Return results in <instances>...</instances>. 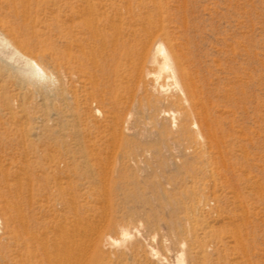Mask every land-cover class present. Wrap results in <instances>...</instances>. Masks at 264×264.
<instances>
[{"label": "rangeland", "instance_id": "obj_1", "mask_svg": "<svg viewBox=\"0 0 264 264\" xmlns=\"http://www.w3.org/2000/svg\"><path fill=\"white\" fill-rule=\"evenodd\" d=\"M7 1L0 19L18 25ZM106 2L117 30L74 46L103 65L95 77L38 94L0 61V264H264V0ZM43 33L65 50L58 29ZM142 35L183 58L200 117L132 109L126 58Z\"/></svg>", "mask_w": 264, "mask_h": 264}, {"label": "bare ground", "instance_id": "obj_2", "mask_svg": "<svg viewBox=\"0 0 264 264\" xmlns=\"http://www.w3.org/2000/svg\"><path fill=\"white\" fill-rule=\"evenodd\" d=\"M106 1L107 0H8L6 3L8 4L10 11L14 15V17L19 19V24L15 25L14 21L12 20L2 22V19H0V23L2 24L0 28L1 64L6 68L8 72H10L13 76H16L20 83L35 86L38 94L40 90L48 91L54 89L57 84L61 83V76L63 74L66 79L70 80V82H74L79 81L82 77H87V75L93 76V67H96L99 71H102L103 65L101 63L94 64V62L92 61L93 58H80L81 55L79 53H76L77 50L74 46L80 47L82 42L87 40L94 43H99L100 45L106 44L110 36V28L116 26L109 17L108 13L105 11V8L109 6ZM41 14L49 16L50 20L48 21V19L45 18V22L42 24L40 20ZM116 14L117 13H115V15ZM115 22L117 24L118 21ZM39 23H41V25H39ZM119 26L121 25L119 24ZM43 28H45L47 32L58 29L59 33L63 36V38H65V50H55L54 47L48 46L50 43L49 38L41 37L44 34ZM115 28L117 30V26ZM29 29L30 31H27ZM118 31L117 33L121 32ZM148 35L150 36V34ZM116 36L118 37V35ZM152 36L154 37V35ZM155 37H151L152 39L148 41L145 40V37L142 35L136 43L137 45L134 52L135 58H126L127 61H129L131 64V69L128 75H130L131 77H133L134 75L137 76L136 84L141 93L138 98H134L133 102L131 101L132 109L134 111H137L146 120H151L154 118L156 119V117L160 115L170 117L172 116L174 120L176 117H182L187 121H189L192 117H200L203 113L206 103L201 97V90L194 83L193 74L187 70L184 65L183 58L176 52L171 42L167 43L163 39ZM112 45L113 44H111V46ZM3 47L4 49H2ZM72 47H74V51ZM34 50L38 51L36 55H33ZM93 54L94 53H92V55ZM58 59H60L61 61L58 62ZM11 61H15L17 63H12ZM171 85L175 86L176 92L168 96L164 95L168 92ZM132 96H134V94ZM156 105L160 106L155 108ZM132 113L133 111L129 112L126 117L127 122L125 121V123L129 122ZM194 126H198L196 120L194 121ZM19 213V215H22L21 212ZM61 231L63 230L61 229ZM121 231L123 238L129 236V231L126 228H122ZM65 232H67V230ZM67 236H69L68 233ZM33 239L35 238L33 237ZM109 239H111V237H109ZM54 240H56V238ZM54 240L52 239L53 242ZM79 240L80 239H78V241ZM88 240L89 242L91 241L90 239ZM73 241L74 240H72V242ZM64 242L67 243V241L65 240ZM76 242L77 241L73 242L74 244L72 245H76ZM81 243L82 242H80L79 244ZM44 244L42 243V245ZM55 244L56 243H54V245ZM88 244L92 243L90 242ZM86 245L87 244L85 243V246ZM92 245V248H94V243ZM55 247H53V249ZM64 247L66 248V246ZM44 248L47 249V245L46 247L44 246ZM83 248L85 247L83 246L82 249ZM62 249L63 251L68 250H64V248ZM149 250L153 251V249ZM68 251H70V249ZM75 251H77V248ZM153 252L154 254H156L157 250ZM117 254L119 253L117 252ZM54 255H56V253ZM68 255L66 256L65 254V257H68ZM182 255L183 253H180L178 263L183 259ZM63 260H61L62 263H64ZM76 260L77 259H73L72 262ZM55 263L57 264V262ZM68 263L71 264L69 260L66 264Z\"/></svg>", "mask_w": 264, "mask_h": 264}]
</instances>
